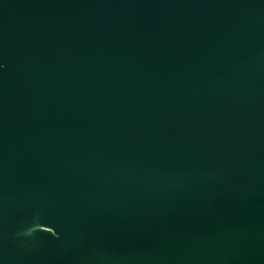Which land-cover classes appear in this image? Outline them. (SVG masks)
I'll use <instances>...</instances> for the list:
<instances>
[{"label": "water", "instance_id": "95a60500", "mask_svg": "<svg viewBox=\"0 0 264 264\" xmlns=\"http://www.w3.org/2000/svg\"><path fill=\"white\" fill-rule=\"evenodd\" d=\"M0 264H264V0H0Z\"/></svg>", "mask_w": 264, "mask_h": 264}]
</instances>
